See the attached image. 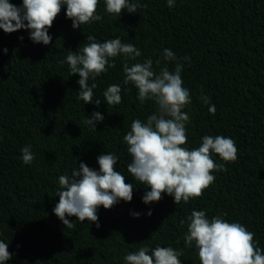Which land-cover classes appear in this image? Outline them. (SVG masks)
<instances>
[{"label":"trees","instance_id":"trees-1","mask_svg":"<svg viewBox=\"0 0 264 264\" xmlns=\"http://www.w3.org/2000/svg\"><path fill=\"white\" fill-rule=\"evenodd\" d=\"M96 11L100 21L73 29L61 6L48 45L33 43L24 29H0V240L12 254L7 264H123L126 252L156 244L182 250L181 264H200L194 248L184 245L186 224L180 223L192 209L239 221L264 252V0H175L172 8L165 0H139L135 12L122 9L116 18L98 0ZM86 35L100 41L119 36L140 49L136 60L151 57L156 70L165 64H155L163 48L175 53L177 61H167V67L183 65L182 86L191 96L182 109L189 116L186 144L196 147L203 135H221L237 148L234 161L213 156L224 170H214V181L199 197L175 204L162 193L156 202L141 201L146 188L127 176L130 157L122 137L133 119L155 110L154 102L141 104L135 87L123 84L119 55L95 78L99 107L77 100L79 76L61 61L86 43ZM113 83L121 87V102L106 105L102 91ZM93 110L104 116L96 129L81 122ZM25 145L34 153L31 165L19 159ZM103 151L118 155L117 170L133 185L132 199L99 206V228L66 217L74 221L69 229L51 211L59 199L58 176L70 175L80 161L98 169L96 157Z\"/></svg>","mask_w":264,"mask_h":264},{"label":"clouds","instance_id":"clouds-1","mask_svg":"<svg viewBox=\"0 0 264 264\" xmlns=\"http://www.w3.org/2000/svg\"><path fill=\"white\" fill-rule=\"evenodd\" d=\"M165 2L169 8L175 4V0ZM97 4L98 0H21L16 5L11 0H0V29L5 33L27 30L33 43L48 45L52 41L49 28L61 6H64L65 17L71 19L72 28L76 29L102 19L96 11ZM138 5L139 0H103L104 11L113 18L120 16L122 9L135 12ZM85 41L75 51L69 50L61 61L67 63L71 74L79 76L77 100L99 107L101 99L94 97L93 92L97 87L95 78L113 67L112 58L119 55L123 60V84L131 83L135 87L136 99L141 104L146 100L154 102L155 110L144 119H133L122 137L130 157L126 164L127 176L146 188L141 201L145 205L156 202L162 193L170 195L175 204L199 197L202 190L214 181V170H224V164L214 162L213 156L218 155L222 161H234L237 148L232 138L221 135H203L196 147L190 148L186 144L185 125L189 116L182 109L191 103V96L188 88L182 86L183 65L176 62L171 71L167 67V61H177L175 53L163 48L155 64L160 65L161 59L165 64L156 70L151 57L136 60L141 56L140 49L122 42L119 36L100 41L93 35H86ZM3 51L6 53L7 49ZM182 59L189 61L188 56ZM129 61L134 62L130 64ZM102 96L106 105H118L121 102L120 85H107ZM200 100L208 105L209 113L215 112V106L209 103L206 95L202 94ZM103 119L100 111L93 110L81 122L96 129ZM19 152L23 164L33 163L31 145L22 146ZM118 160L114 152L103 151L96 157L98 169L80 161L70 175L58 176L60 187L56 195L59 199L51 211L65 227H73L74 221L70 222L66 217L74 216L81 222H95L99 228V206L109 209L120 200L131 201L133 185L126 183V176L117 170ZM145 214L151 215V209ZM131 215L138 217L140 213L131 212ZM224 217L223 212L209 217L203 209H192L180 221L181 225L186 224L184 245L194 248L200 264H264V252L253 239V233L239 221ZM11 255L8 243L0 240V264H7ZM181 256L180 249L156 244L128 251L122 260L123 264H181Z\"/></svg>","mask_w":264,"mask_h":264}]
</instances>
